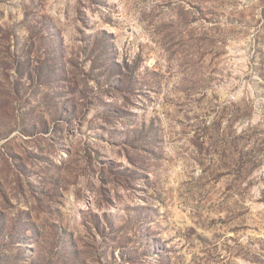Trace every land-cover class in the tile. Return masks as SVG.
Instances as JSON below:
<instances>
[{"label": "rangeland", "instance_id": "1", "mask_svg": "<svg viewBox=\"0 0 264 264\" xmlns=\"http://www.w3.org/2000/svg\"><path fill=\"white\" fill-rule=\"evenodd\" d=\"M0 264H264V0H0Z\"/></svg>", "mask_w": 264, "mask_h": 264}]
</instances>
